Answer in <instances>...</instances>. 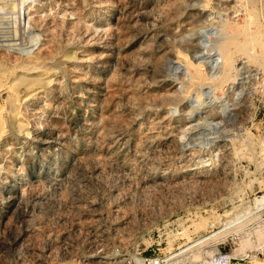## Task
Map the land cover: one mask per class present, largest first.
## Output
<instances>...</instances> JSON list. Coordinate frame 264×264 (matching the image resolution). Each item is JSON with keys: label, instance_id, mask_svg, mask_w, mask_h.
Returning <instances> with one entry per match:
<instances>
[{"label": "rangeland", "instance_id": "rangeland-1", "mask_svg": "<svg viewBox=\"0 0 264 264\" xmlns=\"http://www.w3.org/2000/svg\"><path fill=\"white\" fill-rule=\"evenodd\" d=\"M263 195L264 0H0V264H264Z\"/></svg>", "mask_w": 264, "mask_h": 264}, {"label": "built area", "instance_id": "built-area-1", "mask_svg": "<svg viewBox=\"0 0 264 264\" xmlns=\"http://www.w3.org/2000/svg\"><path fill=\"white\" fill-rule=\"evenodd\" d=\"M91 251L92 254H95L101 259L105 257V249L103 248V246L99 248H93ZM134 255L135 256L130 257L129 260L132 264H162L164 260L160 254L139 255V252H136L134 253ZM223 262L225 264H230V258L225 259Z\"/></svg>", "mask_w": 264, "mask_h": 264}, {"label": "bare ground", "instance_id": "bare-ground-1", "mask_svg": "<svg viewBox=\"0 0 264 264\" xmlns=\"http://www.w3.org/2000/svg\"><path fill=\"white\" fill-rule=\"evenodd\" d=\"M248 45H245V46H243V47H238L239 49H245L246 47H247ZM241 51V50H240ZM239 52V51H238ZM256 204L257 205H260V206H262V207H264V195H263V197L260 199V200H258V201H256ZM247 208V207H246ZM245 208V209H246ZM248 209V208H247ZM240 212V211H239ZM238 217V216H237ZM240 217V216H239ZM220 236V235H219ZM213 237H215V235L213 236ZM217 237V236H216ZM210 238V237H209ZM206 243V242H205Z\"/></svg>", "mask_w": 264, "mask_h": 264}]
</instances>
